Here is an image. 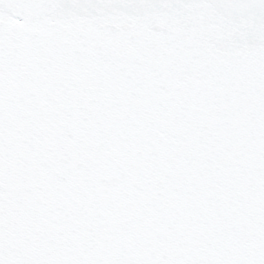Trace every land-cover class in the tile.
I'll list each match as a JSON object with an SVG mask.
<instances>
[{"label":"snow or ice","instance_id":"6c2138e0","mask_svg":"<svg viewBox=\"0 0 264 264\" xmlns=\"http://www.w3.org/2000/svg\"><path fill=\"white\" fill-rule=\"evenodd\" d=\"M0 264H264V0H0Z\"/></svg>","mask_w":264,"mask_h":264}]
</instances>
